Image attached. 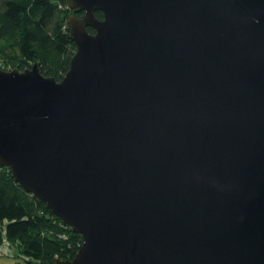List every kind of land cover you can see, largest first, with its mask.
<instances>
[{
    "label": "water",
    "instance_id": "95a60500",
    "mask_svg": "<svg viewBox=\"0 0 264 264\" xmlns=\"http://www.w3.org/2000/svg\"><path fill=\"white\" fill-rule=\"evenodd\" d=\"M62 2V81L0 69V165L83 238L49 264H264V0Z\"/></svg>",
    "mask_w": 264,
    "mask_h": 264
},
{
    "label": "trees",
    "instance_id": "16d2710c",
    "mask_svg": "<svg viewBox=\"0 0 264 264\" xmlns=\"http://www.w3.org/2000/svg\"><path fill=\"white\" fill-rule=\"evenodd\" d=\"M68 16L62 0H0V69L26 71L37 63L42 75L62 81L76 52ZM6 241L31 260L23 264L72 260L83 244L81 235L0 165V248Z\"/></svg>",
    "mask_w": 264,
    "mask_h": 264
},
{
    "label": "rangeland",
    "instance_id": "374dc122",
    "mask_svg": "<svg viewBox=\"0 0 264 264\" xmlns=\"http://www.w3.org/2000/svg\"><path fill=\"white\" fill-rule=\"evenodd\" d=\"M29 261L31 260L21 256L18 250L7 241L0 248V264H23ZM33 264L40 263L34 262Z\"/></svg>",
    "mask_w": 264,
    "mask_h": 264
},
{
    "label": "flooded vegetation",
    "instance_id": "af4514ba",
    "mask_svg": "<svg viewBox=\"0 0 264 264\" xmlns=\"http://www.w3.org/2000/svg\"><path fill=\"white\" fill-rule=\"evenodd\" d=\"M75 14V16H77V17H82L83 15H84V12H76V13H74ZM89 29H91V28H88V30ZM93 30V29H92ZM94 31V30H93Z\"/></svg>",
    "mask_w": 264,
    "mask_h": 264
}]
</instances>
